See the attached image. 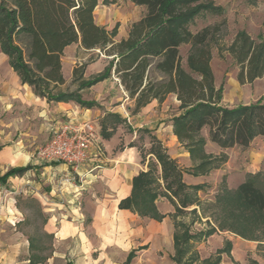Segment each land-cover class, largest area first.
I'll list each match as a JSON object with an SVG mask.
<instances>
[{
    "label": "trees",
    "instance_id": "obj_1",
    "mask_svg": "<svg viewBox=\"0 0 264 264\" xmlns=\"http://www.w3.org/2000/svg\"><path fill=\"white\" fill-rule=\"evenodd\" d=\"M146 8L145 15L131 26L129 36L120 42L114 38L117 28L109 31L95 20L99 0H0V48L9 58L10 66L23 85L32 88L35 95L48 102H75L82 108L98 107L95 101L84 100L81 91L90 89L113 75L135 100L134 114L152 101L163 103L170 94L180 102L181 113L172 119L174 134L186 149L193 163L184 171L167 149L152 138L148 155V170L133 179L132 193L119 204L120 209L130 210L142 218L163 221L166 217L157 205L159 198H167L175 207L173 261L176 264H196L199 255L193 241L206 239L217 231H229L246 240L260 241L257 236L240 229L248 225L256 229L264 225V188L262 172L249 174L236 188L229 189L226 179L213 205L216 223L197 234L191 226L198 216V206L203 210L198 192L204 185L189 186L184 182V172L193 176H207L222 169L228 161L227 154L213 156L206 152V139L202 131L209 128L210 140L222 149L236 146L248 147L257 138H264V97L252 104L227 107L221 104L223 90L215 86L211 67L210 42L217 27H205L194 33L190 29L202 14L224 16L225 9L213 0H130ZM76 43L86 50L100 49L113 57L103 72L90 79L84 78L85 65L74 69L76 91H63L66 80L62 72L65 49ZM24 44V45H23ZM189 45L187 71L182 66L181 47ZM239 67L238 81L244 85L264 76V42H255L245 31L239 32L229 48ZM152 73L157 77L153 78ZM114 119L124 122L116 114H108L102 124L105 138L106 123ZM142 155V163L146 156ZM31 166L12 168L0 177L6 184L11 177L23 176ZM187 213L196 215L189 224L179 220ZM233 223L229 224L232 219ZM209 221L207 223L209 224ZM237 227H235V224ZM38 247L29 239V264H42L44 257L35 254ZM232 243L218 250L215 256L199 264H220L222 254L231 255ZM137 250L127 256L124 264H132Z\"/></svg>",
    "mask_w": 264,
    "mask_h": 264
},
{
    "label": "rangeland",
    "instance_id": "obj_2",
    "mask_svg": "<svg viewBox=\"0 0 264 264\" xmlns=\"http://www.w3.org/2000/svg\"><path fill=\"white\" fill-rule=\"evenodd\" d=\"M213 1L216 5L224 7L225 15L202 14L196 18L190 29L196 33L208 26L219 28V31L215 32L210 42V49L215 86L217 89L223 90L221 104L234 107L256 103L264 97V76L253 83L240 84L238 81L239 67L230 54L229 48L236 35L241 31L248 33L257 43L264 42V0ZM7 2L11 4V0H7ZM145 13L146 8L136 6L130 0H99L95 10V20L109 31H113L115 28H117V32L118 29L123 28L128 31L133 23L139 21ZM189 49V45L181 47L182 66L187 71H190L187 66ZM93 58H95V55L90 57L88 61ZM106 61L109 60L106 59ZM151 76L155 78L157 74L152 73ZM112 82H114L113 79ZM77 86L78 84L72 81L61 86L60 89L63 91H76ZM116 87L115 90H123L120 85ZM84 98L93 100L97 98L100 103H104L103 108L117 104L114 102L113 97H110L108 86L100 90H88L85 92ZM177 104L174 99H170L168 108H165V110L162 111L159 106L157 108L158 119H160V113L164 116L158 122H171L172 118L170 116H174L181 111L180 107L178 109ZM27 109L29 107L23 105L0 102V147L6 145L20 146L22 158H24L25 153L31 152L32 159L35 160L39 149L47 141L48 131L42 126L41 122H38L35 113L29 114ZM157 129L158 127L152 129L140 128L133 143L140 154L143 153L146 156V161L150 158L148 152L152 146V138L157 139L158 137L156 134ZM208 132L209 128H205L202 136L205 138ZM162 144L167 149L165 143ZM127 145V143H121L116 151H123ZM252 147L261 150L262 145L256 141V144ZM250 148L251 146H238L228 151V159H231L230 170L235 171L230 179L232 184L237 182L240 170L253 168L252 160L246 154ZM216 150L212 148L208 151L215 156L213 153ZM221 154L223 153H220L217 157ZM40 164L43 165L44 163L40 162ZM179 165L184 166L183 161ZM226 166L224 165L220 171L214 170L211 177L207 179L208 183H204L205 188L197 193L204 207L203 210H200L201 218L209 217V224L206 219H198L196 215L190 213L179 218L187 224L197 218L191 226L193 234L207 229L211 224L210 222L216 223L215 219H212V216L217 214L213 205L223 185L222 180L225 178L226 185L229 184V174L226 173ZM6 169L7 166L0 165V175ZM261 172L260 184L264 188V171ZM47 182H49L48 176L42 175L41 171H30L23 178L11 180L5 186L0 185V264H29V239H33L38 247L35 254L45 258L42 264H123L130 248H138L144 245H147V249L139 250L132 264H176L173 261L175 226L174 219L170 216L161 223L147 218L135 217V221L131 222L128 234L124 238L99 237L94 230L102 224H100L101 222H93V212L97 205H100L95 198L97 190L90 193L87 189L82 193L80 200L74 205V211L79 209V212L72 211L68 204L63 208L66 217L62 219L71 222L72 225L76 226V229L80 227V230L86 233L88 238L71 237L61 239L56 235L60 224L54 223L53 232L50 231V228L46 227L48 215L46 217L43 211L44 208H52L49 213L55 215L56 209L45 204L44 198L42 199L40 195L48 196L49 192L53 190L52 196L47 197L45 200L50 203L58 196H62L63 193L70 195V186L83 185V180L82 177L76 176L71 182H64V184L62 182L52 184ZM158 206L162 212L170 208L167 213L174 214V208L167 199L160 198ZM190 210L192 208H189ZM200 215L198 214V216ZM228 223L232 224L233 219ZM235 227H237L236 224ZM239 227L253 235L255 232L260 241L242 239L229 231H221L222 233L217 231V234L215 233L206 239L193 241V248L198 252L200 259L196 264L215 256L217 251L225 246L226 241L232 243L231 255L228 256L223 253L220 264H264V225L259 223L256 229L249 228L247 224ZM156 229L160 231V236L152 234V231Z\"/></svg>",
    "mask_w": 264,
    "mask_h": 264
},
{
    "label": "crops",
    "instance_id": "obj_3",
    "mask_svg": "<svg viewBox=\"0 0 264 264\" xmlns=\"http://www.w3.org/2000/svg\"><path fill=\"white\" fill-rule=\"evenodd\" d=\"M99 25L102 26V24ZM130 29L131 27L128 29V31L124 28L120 30L118 29L117 35L114 40L116 42H120L123 39H127ZM102 53L103 52L100 49L86 50L81 46V43H76L68 46L65 49L64 56L62 58V72L66 80L65 85L68 82L73 81L74 69L80 66L85 65V79H90L93 76L103 72L104 69L108 66L109 62L113 59V57L105 56L104 53ZM93 55H95V58L88 61V59ZM106 59L109 61H106ZM112 79L114 80V82H112ZM117 85H120L123 90H115V87ZM107 86L110 97H113L114 102L117 103L115 106L103 108L104 103H100L97 98L95 100L84 98L86 91L94 89L100 90ZM81 94L84 100L97 102L99 104L98 107L85 109L77 105L75 102L54 103L48 102L46 99L38 97L34 94L30 86L22 84L20 77L10 66L9 58L4 53H2L0 48V102L13 103L19 106L23 105L24 107H29V109H27V113H35V115L38 117V122H41V124H43L42 126L48 131L47 141L51 138L52 129L62 120H65L67 118L75 119L78 121L92 120L98 126L101 143L104 145L105 149V152L101 158L93 159L91 162L82 166L78 170H73L72 168L64 164L42 165L37 159H32L33 155L31 152L25 153V156H23L24 158H22V149L20 146L13 147L6 145L4 147H0V165L7 166L6 171L3 172L0 177L12 168L26 167L28 165L31 166V169L28 172L41 171L42 175L48 176L49 182L47 183L51 184L55 182H62L64 184V180L66 178L73 180L76 176L82 177L83 185H71L70 195H66L65 193H63L62 196H58V198L53 199V201L50 203H47L45 200L47 197L50 198L52 196V193L54 192L53 190L49 192L48 196H43L42 194L40 195L42 199L44 198L43 200L45 204H47L48 206H53L56 209L55 215H50L49 212L52 211V208H44L43 211L46 214V217L48 215L46 227L50 228V231L53 232V224H60L58 233H56V235H58L61 239H68L71 237H79L80 239H83V237L88 238L86 233L80 230V227H77L76 229V226L72 225L71 222L62 219L66 217V213L63 212V208L66 204H68V207L71 208L72 211H74V205L78 203V201L80 200V196L84 191L88 189L90 193H93L94 190H97V192L95 193V198L100 203V205H97L93 212V222H101L100 224H102V226L98 225L94 230L95 233H98V236L101 238H124L125 235L128 234V228L131 227V222L135 221V217H142L134 214L130 210L120 209L119 204L122 200L131 195L133 188V179L141 171L148 170V162L151 159V156L149 155V160H147L145 163H142V155L140 154L136 145L133 144L138 136L139 129L144 127L148 129L158 127V129L156 130V134L158 136L157 139L160 142L165 143V147L167 148V152L170 157L177 160L178 164L183 161L184 166L180 167L184 171H187L193 165L189 153L179 143L177 137L174 134L172 120L171 122H158V120L161 121L162 116H164L160 113V119H158L157 108L159 106L163 111L165 110V108H168L169 100L174 99L178 103L177 107L179 109L180 102L177 100V96L175 94H170L163 103H159L157 100H154L146 107H144L139 113L134 114L133 108L135 100L130 99L128 93L120 84V80L114 75L109 79L98 83L90 89L81 91ZM180 113L181 111H179L178 114L174 116H170V118L173 119V117L179 115ZM108 114H116L122 120H124V122L121 124H117L114 119L112 120L109 118L108 122L106 123L108 128L107 132L113 133L110 138H105L102 132V124H104L103 121ZM153 124L155 125L153 126ZM205 138L206 151L208 154H211L208 150L212 148L215 150L218 149L215 151V153H213L215 156L219 155L220 153L228 154V151L232 149H222L218 145L213 143L210 140L209 132L205 136ZM256 141H258V143L262 145L261 150L254 149L252 147L254 146V144H256ZM123 142L128 144L125 149L123 151H116L118 146ZM249 146H251V148L246 154L252 160L253 168L244 171L240 170V172L238 173L237 182L235 184H232V182L230 181L233 173H235V171L230 170L231 159H228L227 163L225 164L227 165L226 173L229 174V189H236L245 180L247 175L264 171V138H255ZM220 170L222 169H218L216 171ZM27 173H25L23 176L11 177L5 185L10 183L11 180L23 178ZM211 173L209 174L210 176L207 175L196 177L184 172L183 179L184 182L189 186L204 185L205 182L208 183L207 179L211 177ZM0 185L5 186L1 183ZM61 199L63 200L61 201ZM170 204L174 208L175 212V207L171 202ZM191 208H197L200 215V209L198 206H193ZM169 210L170 208H167V211L165 212H162L160 210L163 214L166 215L163 221L171 215L167 213L169 212ZM75 211L79 212V209H76ZM201 219H206L207 222L210 218L205 217L204 219V217H202ZM150 220L157 223L163 222H159L153 219ZM218 232L222 233L221 231ZM152 234L156 236L161 235L160 231L157 229L152 231ZM145 249H147V245L133 249L130 248L127 256L133 250H137V254L139 250ZM125 261L123 262V264L125 263Z\"/></svg>",
    "mask_w": 264,
    "mask_h": 264
},
{
    "label": "built area",
    "instance_id": "obj_4",
    "mask_svg": "<svg viewBox=\"0 0 264 264\" xmlns=\"http://www.w3.org/2000/svg\"><path fill=\"white\" fill-rule=\"evenodd\" d=\"M105 152L97 124L67 118L53 129L51 138L39 149L36 159L49 165H67L78 170ZM65 182H71L66 178Z\"/></svg>",
    "mask_w": 264,
    "mask_h": 264
}]
</instances>
